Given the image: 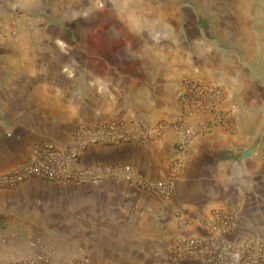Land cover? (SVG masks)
I'll use <instances>...</instances> for the list:
<instances>
[{
  "label": "crops",
  "instance_id": "1",
  "mask_svg": "<svg viewBox=\"0 0 264 264\" xmlns=\"http://www.w3.org/2000/svg\"><path fill=\"white\" fill-rule=\"evenodd\" d=\"M48 19L31 0H0V20L12 25L0 40V173L22 164L39 141L66 146L80 123L176 118L183 77L222 85L236 128L214 127L190 139L175 169L170 130L147 143L96 144L82 152L84 166L131 163L151 178H172L169 199L119 179L74 184L33 176L0 187V259L31 257L38 241L54 253L53 264L82 255L90 264H167L170 244L203 235L202 219L215 208L234 212L231 240L263 236L264 41L248 37L259 25H174L179 37L157 57L130 55L129 63L117 64L100 54L91 64L80 39L71 55L69 40L25 36L30 27L52 29ZM248 148L253 153L237 160ZM181 217L191 223L181 226Z\"/></svg>",
  "mask_w": 264,
  "mask_h": 264
},
{
  "label": "built area",
  "instance_id": "2",
  "mask_svg": "<svg viewBox=\"0 0 264 264\" xmlns=\"http://www.w3.org/2000/svg\"><path fill=\"white\" fill-rule=\"evenodd\" d=\"M8 25L0 20V40L7 36ZM226 89L219 84L183 77L176 89L180 112L172 120L150 124L143 120L113 118L96 124L80 123L66 146L52 141H39L31 146L28 158L11 171L0 173V187H15L28 177H39L55 182L82 184L87 181L119 179L129 185L149 191L160 200L169 199L175 189L172 178H151L131 163L115 165L80 163L82 152L96 144L147 143L167 131L176 135L175 155L171 167L180 163L178 154L190 139L198 134L221 127L226 131L236 128L232 108L226 105ZM234 212L228 208L212 209L202 219L205 233L199 236H178L168 247L167 264H176L183 258L209 264H264V235L246 244L229 238L234 226ZM180 225L191 223L180 218ZM34 255L11 261L0 259V264H53L54 253L35 241ZM70 264H90L82 255Z\"/></svg>",
  "mask_w": 264,
  "mask_h": 264
},
{
  "label": "rangeland",
  "instance_id": "3",
  "mask_svg": "<svg viewBox=\"0 0 264 264\" xmlns=\"http://www.w3.org/2000/svg\"><path fill=\"white\" fill-rule=\"evenodd\" d=\"M32 1L37 15H48L47 21L54 24L45 31L30 27L25 36L47 34L69 40L71 55L78 54L80 39L85 43V54L91 64L100 54L117 64L129 63L130 55L157 57L163 46L168 48L179 37L174 25H215L214 29L216 25H259L248 37L258 36L264 41V0ZM250 11L254 13L249 15Z\"/></svg>",
  "mask_w": 264,
  "mask_h": 264
},
{
  "label": "water",
  "instance_id": "4",
  "mask_svg": "<svg viewBox=\"0 0 264 264\" xmlns=\"http://www.w3.org/2000/svg\"><path fill=\"white\" fill-rule=\"evenodd\" d=\"M253 151L252 149L248 148V149H245L238 157H237V160L241 159L242 157H246L250 154H252Z\"/></svg>",
  "mask_w": 264,
  "mask_h": 264
}]
</instances>
